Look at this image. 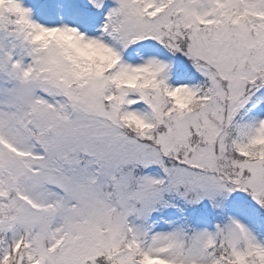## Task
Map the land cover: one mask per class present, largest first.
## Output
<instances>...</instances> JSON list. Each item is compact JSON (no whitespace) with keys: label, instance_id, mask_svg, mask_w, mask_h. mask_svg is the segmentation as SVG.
I'll list each match as a JSON object with an SVG mask.
<instances>
[{"label":"snow or ice","instance_id":"obj_1","mask_svg":"<svg viewBox=\"0 0 264 264\" xmlns=\"http://www.w3.org/2000/svg\"><path fill=\"white\" fill-rule=\"evenodd\" d=\"M0 264H264V0H0Z\"/></svg>","mask_w":264,"mask_h":264}]
</instances>
